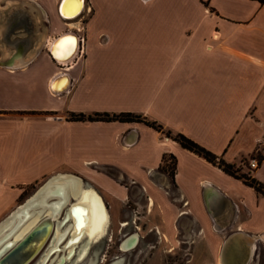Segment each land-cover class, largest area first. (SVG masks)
I'll list each match as a JSON object with an SVG mask.
<instances>
[{
    "label": "crops",
    "instance_id": "0c3cea01",
    "mask_svg": "<svg viewBox=\"0 0 264 264\" xmlns=\"http://www.w3.org/2000/svg\"><path fill=\"white\" fill-rule=\"evenodd\" d=\"M58 2L0 0V219L28 186L71 173L153 211L150 231L166 240H198L193 255L218 257L235 231L259 238L253 256L264 248V1L85 0L73 18ZM64 32L78 38L68 62L47 45ZM61 73L68 86L53 92ZM94 112L140 120L70 119ZM164 154L174 157L172 175ZM251 157L255 167L241 163Z\"/></svg>",
    "mask_w": 264,
    "mask_h": 264
},
{
    "label": "bare ground",
    "instance_id": "6f19581e",
    "mask_svg": "<svg viewBox=\"0 0 264 264\" xmlns=\"http://www.w3.org/2000/svg\"><path fill=\"white\" fill-rule=\"evenodd\" d=\"M84 6L85 0H62L59 12L65 18H73ZM63 34L49 37L47 45L53 57L68 62L78 51V38L73 33L76 44L64 51L63 41L70 34ZM68 82L66 74L51 87L60 91L68 86ZM46 179L0 220V258L11 250L0 264H77L83 259V264H99L102 255L97 257L98 251H91L90 246L105 234L108 225L109 214L101 195L71 173L59 172ZM70 198H74L72 203H69ZM130 220L123 221L121 226L129 227ZM243 235L235 231L225 238L218 254L219 264H250L256 245L254 241L259 238ZM138 238V232L130 230L119 243L120 249L132 248ZM122 258L115 256L107 264H121Z\"/></svg>",
    "mask_w": 264,
    "mask_h": 264
},
{
    "label": "rangeland",
    "instance_id": "374dc122",
    "mask_svg": "<svg viewBox=\"0 0 264 264\" xmlns=\"http://www.w3.org/2000/svg\"><path fill=\"white\" fill-rule=\"evenodd\" d=\"M161 131L162 133L166 132L165 129H161ZM169 135H174V133L171 132ZM166 162H170V159L166 158ZM83 181L84 184L92 186L87 180ZM39 182L40 181L28 186L26 189L27 193L33 192V189ZM94 188L101 195L104 207L109 214L105 234L90 246L91 251H98L97 257H99L100 254L102 255L103 260H100L99 264H107L113 257L120 255L123 257L121 264H219L217 255L191 254L193 251L192 248L200 244L198 240L178 239L176 242H171L161 237V234H155L150 231L151 218L154 215L153 211L145 215V210L135 205L132 201L128 200L119 203L102 193L100 189ZM69 200L68 202L72 203L74 198H70ZM20 203L21 202H19V204ZM124 220L131 221L129 227L121 226ZM128 229L138 232L139 238L138 242L132 248L123 251L120 249L119 243L124 238L125 234L130 232ZM263 254L264 248H261L254 256L252 255L249 263L260 264L259 262ZM83 260L77 264H83L85 259ZM68 263L69 262H65L64 264Z\"/></svg>",
    "mask_w": 264,
    "mask_h": 264
},
{
    "label": "trees",
    "instance_id": "16d2710c",
    "mask_svg": "<svg viewBox=\"0 0 264 264\" xmlns=\"http://www.w3.org/2000/svg\"><path fill=\"white\" fill-rule=\"evenodd\" d=\"M259 3H262L264 0H257ZM70 119H75V120H97V119H102V120H111V119H119V120H140L138 114H133L129 112H121L118 114H108L107 112L99 113V112H94L92 114H83V113H71L70 114ZM146 124L154 127L155 129L159 130L160 125L155 124L153 121H144ZM165 135L169 136V131L166 130L164 133ZM174 140H176L181 146L203 156L206 160L211 161V162H216V164L222 168L225 172L234 175L235 177L241 178L245 183L248 185L253 186L256 190H260V184L254 181L252 178L247 176L246 174L243 173H237L235 169L232 168V165L227 164L223 162L222 160H216V157L214 154L209 152L208 150L204 149L203 147L199 146L197 143L193 142L186 136H184L181 133H175L174 135H170ZM166 158L170 159V162H166ZM162 162H163V167L168 171L170 175L173 174L174 170V157L170 154H164L162 156Z\"/></svg>",
    "mask_w": 264,
    "mask_h": 264
},
{
    "label": "water",
    "instance_id": "95a60500",
    "mask_svg": "<svg viewBox=\"0 0 264 264\" xmlns=\"http://www.w3.org/2000/svg\"><path fill=\"white\" fill-rule=\"evenodd\" d=\"M61 1H62V0H60V3H61ZM60 3H59V5H58V8H60ZM60 15L62 16V14H60ZM68 34H70V37L67 38V39H65V40L63 41V50H64V51L73 48L72 46H75V44H76V38H75L76 36H75V34L70 33V32H64L63 35H68ZM63 35H61V36H63ZM57 39H58V38H57ZM52 58H53L54 60H59V61H60V60H63V59H57V58H55V57H53V56H52ZM65 76H66L65 73H61V74L55 76V77L51 80L49 86H50V89H51L53 92H61L62 90L65 89V88H63L62 90L59 91V89H53V88L51 87V84H52L53 82H56V81H57L58 79H60V78H65ZM45 180H47V179H45ZM44 182H45V181H44ZM39 186H40V185H39ZM39 186H38V187H39ZM38 187H37V188H38ZM37 188H36V189H37ZM36 189H35V190H36ZM35 190H34V191H35ZM34 191H33V192H34ZM33 192H32V193H33ZM82 239H83V238H80V240H82ZM80 240H79V241H80ZM42 244H43V243H42ZM40 247H41V246H40ZM38 250H39V248H38ZM38 250L33 254V256L38 252ZM10 251H11V250H10ZM10 251H9V252H10ZM9 252H7L5 255H3V256L0 258V263H1L4 259L7 258V255H8ZM33 256H32V257H33ZM32 257H31V258H32ZM31 258H30V259H31ZM28 261H29V260H28ZM28 261H27V262H28ZM27 262H26V263H27Z\"/></svg>",
    "mask_w": 264,
    "mask_h": 264
},
{
    "label": "built area",
    "instance_id": "2783aa9c",
    "mask_svg": "<svg viewBox=\"0 0 264 264\" xmlns=\"http://www.w3.org/2000/svg\"><path fill=\"white\" fill-rule=\"evenodd\" d=\"M244 162L248 165L249 168H253L256 166L257 160L251 157V158L241 160V163H244Z\"/></svg>",
    "mask_w": 264,
    "mask_h": 264
},
{
    "label": "flooded vegetation",
    "instance_id": "af4514ba",
    "mask_svg": "<svg viewBox=\"0 0 264 264\" xmlns=\"http://www.w3.org/2000/svg\"><path fill=\"white\" fill-rule=\"evenodd\" d=\"M59 254H62L61 252ZM56 261V260H55Z\"/></svg>",
    "mask_w": 264,
    "mask_h": 264
}]
</instances>
